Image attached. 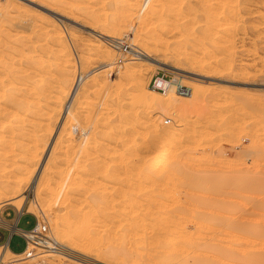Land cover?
Returning a JSON list of instances; mask_svg holds the SVG:
<instances>
[{"label": "rangeland", "instance_id": "obj_1", "mask_svg": "<svg viewBox=\"0 0 264 264\" xmlns=\"http://www.w3.org/2000/svg\"><path fill=\"white\" fill-rule=\"evenodd\" d=\"M121 1L123 0H120V2ZM177 1L172 0V3H166V8L169 7V5L171 8L173 7V15L171 8L169 9V12L165 10L166 8L164 4V10L163 8L160 9L158 15H155V18L157 17L156 20L153 18V25L150 26L146 22H136L137 19H139L137 17V14H139L137 10L139 11L140 7L137 10L135 8V11H131V9L124 7L126 5L125 3L123 5L122 2L119 3V1L114 0H0V43L3 44V48L0 46V51L2 52V50H5L6 48L15 51L19 50L20 55L16 52L14 53L15 55L11 54L12 57L10 55L8 58L12 60L10 63H12L15 67L20 64L22 69L30 67L29 65H31V67H35L33 68L35 70L36 67L38 68V63L40 66H46V61L48 62L47 67H39V69L35 70L36 77L33 81H36V86L40 88L44 87L46 81H51L52 83V78H54L53 83H50L51 86L48 84L49 82H46L48 85L45 84L44 87V89L48 87H53V89H50L51 91L48 89V92L50 91L51 94H48L49 99L47 101V105L45 106L39 104L40 107L37 105L36 108L37 110L39 109V112L45 107L42 113H45L46 115L53 109L55 113L53 121L51 120L53 124L51 129L53 132H51L52 134H50L49 137H47L48 131L43 132V130H46V127L43 125H46L45 123L47 122V117L41 116V118H38L37 111L36 117L35 114L32 115L33 117H30L29 120L33 122L35 127L38 123L39 126L41 124L40 130L41 133L43 132L45 137L44 140L47 142L45 141V148L44 146L39 148L40 152L35 159V163L33 164L30 173L24 175V172L19 173V170L22 163H24L26 159H18L17 161L16 157L19 158L24 149L25 151L26 149L29 150V145L26 146L27 141H22L23 144L21 143V147L19 146L20 143L18 144L17 142V146L15 147V141L10 138V131L14 128V125L17 129V121L13 122L16 119H12V116L14 117V115H12L14 114V110H12L13 107L10 108V103L8 101H2L5 105H2V102L0 101L1 108H3V110H0V132H2L0 133V137H3L2 140H6L0 141V143L4 142V144H0V161L3 162V164L0 162V264H220L221 262V264H264V250H260L262 247L259 245L261 242H264V186H262L264 185V0ZM116 2H118L120 6ZM121 4L123 6H121ZM51 5H57V9L55 7L54 9ZM66 8L68 12L66 11ZM161 10L165 13L168 12L172 17H168V13V16L167 14H162L163 12H161ZM139 12H142L141 8ZM135 13L137 15L136 20ZM161 14L164 15V17L161 16ZM165 17L167 22L165 21ZM174 17L176 18V21ZM178 21L181 22V24L176 26ZM163 22L167 24V28ZM155 23L157 24L156 27H159H157V30L154 28ZM158 23L160 24L158 25ZM169 23L170 25L168 26ZM106 27L107 29L109 27L114 29L115 32H113L116 34H107ZM174 27L177 30H175ZM207 29L208 31H206ZM56 32L60 34L62 33V42H57L58 40L56 41L55 37L57 38L58 36H56ZM52 39L54 40L52 41ZM55 41L58 44H56ZM123 43L128 44L125 51L123 50ZM62 46H64V48L67 47L66 49L69 57L66 56V59L64 54L65 51H63ZM27 50L31 53H27ZM23 53L26 56L28 55L27 57L29 59L33 54V58H31L34 63L36 62L35 65L32 61L29 62V59L27 64H25L23 59L26 60L27 57ZM44 53H46L47 56H44ZM48 53L50 55H48ZM21 54L25 57L23 56V58ZM40 55L41 57L38 58ZM52 55L55 56L54 59L52 58ZM46 57L48 60L44 61ZM84 57L85 59L90 60L89 63L84 62ZM142 58L151 59L153 62L144 61ZM38 59L41 62H39ZM1 60L5 63L8 61H6L5 58L1 59L0 56V62L2 63ZM36 60H38V63ZM69 61V64H72L71 82L66 85L69 89H67V91L62 95H59V87L61 88L67 82L64 83L63 79L57 76L58 72H55L56 66L54 68L52 63H54V65L64 67ZM15 62H18V64ZM1 63L0 66H2ZM22 63L25 64L24 68ZM4 65L2 67H4ZM47 68L49 71L50 69L52 70L51 73L48 70H45L49 77H51L50 80H45L46 77L48 78L45 72L44 74L42 73V75L38 73L40 69L42 72V69L44 70ZM1 69L3 70L4 68H0V70ZM114 69L118 70V74L117 71L115 74ZM161 69L170 72V76L175 75L172 80L173 83H180L182 86L190 90V95L188 94L181 97L178 95L181 99L177 98L179 102L176 101L177 103L174 107H171L172 109L168 108L170 107L168 103L165 100L163 101V97L159 96L163 94L152 90L153 92L159 94V101H161L162 104V107H160L162 109L159 108V110L145 106L146 100L143 96L141 98V95L137 92V85L140 83L144 84L146 89H150L149 81L151 77L161 71ZM1 71L0 74L2 76H0V78L4 77V70L2 73ZM56 71L58 70L56 69ZM105 71V78L107 77L106 80L108 81L104 82L105 84L100 86V88L103 87V90L99 89L98 82L99 84L101 83V78L104 76L103 72ZM128 72L131 74L133 72V75L135 74L138 77V80L136 79L137 77L134 78L135 76H131V74L130 78H128L129 76H126ZM116 77L120 79L119 80L117 78V82L114 81ZM3 79L6 81H3V83L8 85L7 78L4 77ZM3 79L1 78V80ZM39 82L42 85H39ZM82 91L83 106L79 105L77 109L81 108V110L75 109L74 112L76 113L75 118L83 117L85 120H82L83 124L82 122L81 124L76 123L73 120L69 121V123H67L68 126H66L68 132L75 137L72 133V127L77 124V128L80 130L83 129V132L80 131L79 135L84 134V132L86 133L85 135H80V138L82 137L83 140H87V142L86 140L83 142V146L87 145L86 147L88 148L85 149L86 147H83V151L85 152H89V149L92 151V149L94 150L99 146L104 149L106 147L105 150L109 148L106 151L109 153L112 151L111 149L116 148L115 150L121 151L123 148L128 150L129 154L126 151V155L123 158L124 160L122 159L114 162L111 157L112 154L110 153L108 156L105 152L107 157L105 158L106 162L103 164V167L107 168H105L106 170L104 168L103 169L107 171L115 165H113V163H118L114 171L115 175L114 173H112V175H107L108 179L107 176L105 177V171L103 169H99L97 172H93V174L91 173V175L85 177L90 182L85 179L86 186L83 184L84 193L82 192V196L80 193L70 192L68 194L69 196H65L66 199H64V195L68 191L65 194H62L61 186L64 182L63 178H65L70 160L73 159L74 153L71 152V154L69 153L64 157L61 155V158H67L66 161L69 164L66 165L64 163L65 167H61L63 163L58 164L60 167H56V169L54 168V171L48 170L49 173L46 171L48 175L45 173L44 176H41L43 174L40 170L39 172L37 170L40 164L44 166V163H46V160L48 159L47 155L49 154L50 156L52 150L54 151L50 158L51 162H53V160L56 162L60 160L57 151L52 149L54 142L56 143V141L63 139L60 149L67 152L71 149L70 146L72 147L73 144L77 146V143L82 141L79 139L76 143L75 140L73 141V144L70 145L71 140L67 139L66 136H63V128L62 126L60 127L59 123V121L63 122L67 112H70L73 109L74 97L76 98ZM102 91L105 96L102 94ZM18 92L19 91L16 92V95H11V99H16V96L19 94ZM130 93H132V97H135V100L129 96ZM118 97L119 103L115 101ZM130 98H132V100ZM151 103L152 102H149L148 104ZM184 103L189 104L190 108H187V105H182ZM120 107H123V112L121 110L119 111V109H121ZM97 108L102 113L100 117L98 115L100 114L99 111H95ZM49 109H51V111ZM173 110L176 111L173 112ZM158 111L160 114H158ZM10 113L11 117L9 115ZM81 113H83V115ZM95 114L99 117L98 119H94L95 117L93 116ZM124 114L129 116L128 119L135 122V125L133 124L134 130L132 128L133 132H131V136H133H127V138L124 139L125 145L123 146L120 141L117 140V136L121 133L123 134V132L120 130L117 132V130L118 126L121 130L125 129L120 127L121 121L123 123L124 120L122 117ZM91 117H93V119H91ZM184 117L186 122L184 121ZM6 118H8L7 121ZM36 119L42 122H34ZM107 119L111 122L110 128L104 126ZM165 119H169L170 123L165 124ZM90 120L93 123H89L88 125V122H91ZM5 121L8 122V126L11 129H9L7 123L5 128L2 127V125L4 126ZM9 122L10 124L14 123L13 127L12 125H9ZM70 122H73V125ZM118 123L120 125H118ZM115 126H117V130L114 129L116 128ZM3 128H7L9 132L7 131V133L3 130ZM15 128L13 130H16ZM41 128L44 129L42 130ZM154 130L157 131V135L158 133L161 135L158 137L156 135V131L154 132ZM3 131L5 132L3 133ZM41 133L39 134L43 136ZM154 133L155 136H157V140L155 139L156 141L153 140L154 142L148 143V140L152 139L151 134L152 137H154ZM3 134H6L9 137V140L7 139V136L5 138V135ZM61 136L62 138L60 139ZM164 137H167L168 142L166 144L173 152V157H171V160H173L171 162V166L173 165V168L171 169H169V161H171L170 156L167 155L160 158L158 157L157 161L155 160L156 155L154 154L157 152L156 150L159 149L158 138L162 139ZM134 138L136 142L134 141ZM141 139L146 142L143 144ZM139 140L140 142H138ZM132 141L134 142L133 145L131 143ZM5 142L8 143L9 146ZM85 142L87 144H85ZM139 143L140 146L142 143L141 148L140 146L137 147ZM4 145L7 150L9 147L12 148V150L9 148V152L11 151L10 155ZM23 145L27 148H22ZM17 147L21 154L16 150ZM119 147L121 148L119 149ZM135 147L137 149L139 148V150ZM13 148L15 149L13 150ZM20 148L21 151L19 150ZM132 149H136L138 151L137 153L135 150L137 155L134 150L132 151ZM5 150L7 152H5ZM14 151L17 154H15L16 156L14 155ZM18 153L20 154L19 156ZM6 155H8V157ZM103 155L104 154H102V158L105 157ZM1 156L3 157V160ZM56 156H58V159H56ZM13 157L16 160L13 159L12 161ZM150 157L154 160L155 164L158 165L153 164L155 165L152 167V174L154 175V178H148L147 181L145 172H140L139 170H142V167L144 170V167H146L148 165L147 163L151 160ZM134 158L135 160L137 159V161H135ZM161 158L163 160H161ZM9 159L11 162H8ZM139 159L141 164L138 163ZM127 160L128 162H126ZM144 160H146V163ZM122 161L125 162L123 163ZM84 162L85 161H83V175L85 173L87 174L90 166H93L92 164L90 165L91 162L89 163L88 161L89 167L85 164V168ZM132 162L137 163L132 165ZM93 163H96V165L93 166L94 168L96 166L97 168L102 167L101 162ZM125 163L128 165V168ZM129 165H132L133 167L130 168ZM120 167L121 169L123 168L124 171H121ZM59 168L61 169L60 171H64L60 172ZM126 168L127 170L131 169L133 173L131 170L127 171ZM154 170L155 173L158 171L156 174H159L160 177L164 173L163 182L165 178L166 180L168 179V176L170 177L168 180L172 181H167L165 182L166 184L161 182L159 185L162 178L160 180L157 178L155 179ZM56 171H59L60 173H57L56 175ZM126 171L128 173H126ZM138 171L139 173H137ZM122 172L123 175H121ZM129 172L131 173L129 174ZM95 173L98 174L99 177ZM134 173H136V175ZM36 174L37 179L43 177L48 180L46 183L47 186L45 184V186H41V188L38 186V188H36V185L32 186V188L30 187L29 184ZM131 174L133 175L131 176ZM139 175L140 177H138ZM172 175L175 176V178ZM96 177L99 178V181H97L98 179ZM121 177L124 178V180H122ZM20 178L22 181L19 180ZM128 178L131 179L129 180ZM106 179L109 182H107ZM120 179L122 183H120ZM149 180H151V182ZM52 181H54V183ZM258 181L262 182V184ZM147 182L149 185L146 184ZM128 183L130 188H127ZM123 184H125L124 187H122ZM137 184L138 189H135L137 188ZM94 185H96V187ZM132 186H134V189ZM94 192L95 194H93ZM99 192L100 195L102 192L101 197ZM120 192H123V195H121ZM129 192H132V194ZM76 194L81 197L76 198ZM149 194L151 196H149ZM70 195L72 197L74 196L72 198L73 200L70 198ZM127 196H129L130 199ZM104 197L105 199L103 200ZM125 199H128L127 202ZM67 200L69 202H67ZM71 200L73 202H70ZM147 200L148 202L146 203ZM132 201L136 204L135 206L132 204ZM136 201L138 203H136ZM75 202H78V204ZM123 202L124 204L126 203V205H124ZM149 202L150 205L152 204L150 207ZM70 205H72V208L74 209L79 208L81 212L99 210L98 212L102 213L100 218L97 217L99 220H96V217L94 216H89L87 220L89 221L91 217V221L93 220V222L89 221L90 223L85 225L87 227H82L83 224L81 225L80 222L75 219L77 218L73 215L75 210L69 207ZM146 205H148V207ZM99 206L102 209H100ZM145 209H147L148 212L145 211ZM105 210H108L107 213ZM151 210L153 212V216L151 215ZM132 211H134V213H132ZM62 214L65 216L67 215L66 217H68L67 219L70 221L65 231L67 232L68 227L70 228L72 225V232L73 230H76L77 233L75 234L71 232V234L70 230L69 233L65 232L66 234L64 235L67 236V241L65 240L66 237H63V235L60 237L59 229L55 228L59 218L63 217ZM103 214L106 217H104ZM115 214L117 216H115ZM125 214L126 216L129 214L127 216V219L129 218V220H126ZM130 216H132V219ZM147 217H150L151 219H148ZM141 218H145L144 221ZM211 218H213V221L215 222L216 226L213 225L214 227L212 225H207L208 222L210 223L212 221ZM214 218L216 219L214 220ZM36 219L38 225H45L47 228L45 235L37 239L33 238L32 234L29 233L34 229ZM85 220L86 219H84V223ZM94 221L98 222L95 223ZM222 221L223 225L221 224ZM146 222H148V224H146ZM74 223H77V225H74ZM136 223L138 225L137 228L140 230H138L136 226L133 227ZM195 223L196 225H194ZM202 223L206 226L202 227V225H200ZM151 224L153 225V228H151ZM140 225H143L144 229H141ZM219 225L224 226V228L225 225H227V229L222 231L221 228H219L221 227ZM73 226H77L79 229L77 227V229H74L75 227ZM162 226H167L169 228V237H167V234L162 231ZM159 227L161 228V232ZM173 229L178 236L175 235ZM180 229L184 230L189 238L182 239V237L177 233L178 231L180 233ZM210 229L213 232L215 230V234H213L212 231H210L211 233L208 232ZM201 230H203V232L206 230L207 233L206 231L205 233H199ZM258 231L259 233H257ZM232 232L233 236L231 235ZM216 233L221 234L217 236L219 240L216 238ZM73 234L76 235V238ZM226 234L232 238L227 237ZM192 236H195L197 241H195L196 239ZM210 236L211 239H214L211 240ZM212 236L215 237L212 238ZM10 237H13L10 245L11 250H9L6 245ZM24 237L28 241V248L25 250ZM200 237L203 238V240L206 239L205 242H207L208 245L202 241ZM222 237L225 238V240ZM171 239L173 242L171 241L170 243L169 240ZM188 239L190 243L194 242L195 246L193 245L192 247V244L189 245L187 243ZM199 239L204 243L199 242ZM81 240L84 242V248ZM209 240L211 241L209 242ZM56 241L57 243H55ZM168 241L169 245L167 246ZM212 241L213 245L214 242L216 244L214 248L210 246ZM94 242L95 246L93 247L91 245H93ZM176 242H180L181 244L184 243V245L187 243L185 245L186 248L184 245L182 247L180 243L179 246L176 247ZM205 244L210 246V248L206 247ZM89 247H93L95 250L92 248L91 249L94 251L87 250ZM187 247H196L197 250L192 248L188 249ZM211 248L216 251L220 248L221 251L218 249V252L213 250V253L212 251L210 253ZM223 249L229 252L228 256V253ZM199 250H201V252ZM205 250H208L209 253H205ZM230 252H235L233 253L234 257H230ZM249 252H252V254ZM224 253H226V255H223ZM248 253L250 256H248ZM219 254L228 258H221L219 257ZM257 256L260 257L258 258L259 260L256 259ZM256 261L258 263H256Z\"/></svg>", "mask_w": 264, "mask_h": 264}, {"label": "bare ground", "instance_id": "obj_2", "mask_svg": "<svg viewBox=\"0 0 264 264\" xmlns=\"http://www.w3.org/2000/svg\"><path fill=\"white\" fill-rule=\"evenodd\" d=\"M48 1V0H47ZM114 1H119V3H121L122 2V4L124 5V3L127 5H125L124 7H127V9L129 8V9H131V11L132 10H134L135 8H136V10L140 7L141 9H142V12H139L140 11V8H139V11L137 10V12L139 13V14H137L136 15V13H135V20H136V18L138 17L139 19H137V21L136 22H146V23H148L150 26L151 25H153V21H154V19L153 18H155V15L157 16L158 15V12L160 11V9L161 8H163V6H164V4H165V8H166V3H170L172 0H123V1H121L120 2V0H114ZM177 1V0H176ZM111 2V1H110ZM175 2V1H174ZM178 2V1H177ZM176 2V3H177ZM116 3H118V2H116ZM119 3H118V5H119ZM172 3V2H171ZM121 4V6H123ZM168 5V4H167ZM51 6H53V8L55 7L56 9H57V5L55 6V5H51ZM120 6V5H119ZM173 6V5H172ZM174 6H175V4H174ZM204 6V5H203ZM71 7V6H70ZM176 7V6H175ZM54 8V9H55ZM73 8H74V6H73ZM120 8V7H119ZM171 8V6L169 5V7H167L165 10L166 11H168L169 12V9ZM173 8V7H172ZM172 8H171V12H172ZM60 9H62V8H60ZM179 9V8H178ZM64 10V9H63ZM62 10V11H63ZM163 10H164V8H163ZM177 10V9H176ZM201 10V9H200ZM61 11V10H60ZM66 11H67V8H66ZM74 11V10H73ZM135 11V10H134ZM184 11V10H183ZM65 12V11H64ZM68 12V11H67ZM67 12H66V14H67ZM70 12H72V11H70ZM69 12V13H70ZM161 12H163L162 14H167L168 12H164V11H162L161 10ZM160 12V13H161ZM204 12V11H203ZM128 13H130V12H128ZM131 13H133V12H131ZM176 13V12H175ZM161 14V16H163L164 17V15H162ZM169 14V13H168ZM168 14H167V16H168ZM178 14H180V13H178ZM71 15V14H70ZM134 15V14H133ZM160 15V14H159ZM172 15H173V12H172ZM89 16V15H88ZM131 16V15H130ZM137 16V17H136ZM154 16V17H153ZM160 16V17H161ZM175 16V15H174ZM177 16V15H176ZM198 16V15H197ZM159 17V18H160ZM168 17H172L170 14H169V16ZM168 17H167V19H168ZM43 18V17H42ZM93 18V17H92ZM157 18V17H156ZM156 18H155V20H156ZM159 18H158V20H159ZM175 18V17H174ZM227 18V17H226ZM94 19V18H93ZM172 19V18H171ZM169 20V19H168ZM202 20V19H201ZM165 21H166V17H165ZM174 21V20H173ZM175 21H176V18H175ZM180 21V20H179ZM178 21V23L176 24V26H179L180 24H181V22H179ZM167 22V21H166ZM170 23H171V21H170ZM170 23L168 24V26L170 25ZM173 23V22H172ZM160 23H158V25H159ZM163 24L164 25H166V28H167V24L166 23H164L163 22ZM156 23H155V26H154V28L157 30V27H156ZM184 25V24H183ZM203 25V24H202ZM105 26H107V25H105ZM163 27V26H162ZM183 27H186V26H183ZM207 27V26H206ZM153 28V27H152ZM159 28V27H158ZM172 28V27H171ZM175 28V27H174ZM164 29V28H163ZM170 29V28H169ZM179 29H180V27H179ZM181 29H182V25H181ZM210 29H212V28H210ZM209 29V30H210ZM23 30V29H22ZM36 30V29H35ZM58 30V29H57ZM56 30V31H57ZM159 30V29H158ZM175 30H177L176 28H175ZM42 31V30H41ZM54 31V30H53ZM114 31V29H111L110 27L107 29V27H106V32H107V34H109V35H115L116 33H114L113 32ZM165 31V30H164ZM163 31V32H164ZM166 31H167V29H166ZM206 31H208V29L206 30ZM61 32V31H60ZM162 32V31H161ZM181 32V31H180ZM57 33V32H56ZM164 33H166V32H164ZM184 34H185V31H184ZM209 34V33H208ZM208 34H207V36H208ZM53 35V34H52ZM58 35V36H57ZM201 35V34H200ZM56 36H57V38L55 37V39H56V41L57 42H62V40L63 39H61L62 38V33L60 34V33H57L56 34ZM210 36V35H209ZM5 37V36H4ZM49 37V36H48ZM54 39H52V41H53ZM52 41H51V44H52ZM55 41V42H56ZM54 42V43H55ZM56 42V44H58ZM1 45L0 46H2L3 44L2 43H0ZM38 45V44H37ZM8 46V45H7ZM47 47V46H46ZM63 48V51H65L64 52V54H65V59L67 58L66 56H68L69 57V55H68V52H67V47L66 48H64V46H62ZM2 48H3V46H2ZM2 48H1V50H2ZM51 48V47H50ZM35 49V48H34ZM48 49V48H47ZM30 50V49H29ZM29 50H27V53H31V52H28ZM40 50V49H39ZM100 50V49H99ZM5 51V52H4ZM46 51V50H45ZM50 51V50H49ZM61 51V50H60ZM16 52H18V55H20L19 54V50H12V49H3L2 50V52L0 51V56H1V59L3 58H5L6 59V61H7V63H5V62H3L2 60V66L4 65V67H2V66H0V68H4L3 70H4V74H3V76L5 77V78H7V80H8V85H9V87H8V85L6 84V83H3V81H4V77H1L3 80H1V78H0V101L2 102H6V101H8L9 103H10V108L11 107H13V109L12 110H14V114H12V115H14V117L12 116V119H16L15 121H13V122H16L17 121V129L15 128V125H14V123H12V124H10V122H9V125H12V127H13V125H14V128L16 129V130H13L14 128H12V132L10 131V138L12 139V140H14L15 141V147L17 146L16 145V142L19 144V146L21 147L22 146V141H27V145L26 146H28L29 145V150L28 149H26V151H25V149H24V151L22 152V154L18 151V147H17V151L21 154V158L19 157H16L17 158V161H18V159H26L25 160V162L24 163H22V166H21V168H20V170H19V173H23L24 175L26 174H28V173H30V171H31V169H32V167H33V164L35 163V159L37 158V155H38V153L40 152L39 151V148H41V147H43L45 144H46V140H44V134H43V132H47L48 131V136H47V134H46V136L47 137H49L50 136V134H52L51 132H53L52 131V129H51V127H52V122H51V120L53 121V119H54V115H55V113H54V109L51 111V109H49L51 112H49L47 115L44 113H42L43 112V110L45 109V107H44V109H42V111L40 112V114H39V112H38V110H37V105H39V104H41V105H47V101H48V94L50 93V89H53V87L52 88H50V87H48V88H46V89H44V87H45V84H46V82H45V84H44V87H38V86H36L37 85V83H35L34 81H33V79L36 77L35 75V73H36V69H39V67H41V68H43V67H47L48 66V62L46 61V60H48L47 59V57H46V59L44 60V61H46V66H40L39 65V63H38V60H36L37 61V65H38V68L36 67V69L34 70L33 68H35V67H31V65H29L30 67H27V68H24V65L25 64H27V62H28V55L26 56L24 53V55L27 57V61L26 60H24L23 59V62H25V64L24 63H22V65H23V68L24 69H22L21 68V65L20 64H18V62H15V63H17L18 65H16V67L12 64V63H10L12 60L10 59V58H8L11 54H14V53H16ZM21 52V51H20ZM25 52H26V50H25ZM42 52V51H41ZM44 52V51H43ZM100 52V51H99ZM58 53V52H57ZM60 53V52H59ZM85 53V52H84ZM53 54V53H52ZM60 54H62V53H60ZM3 55H6V56H3ZM15 55V54H14ZM22 55V54H21ZM24 55H22V57L24 56ZM33 55V54H32ZM31 55V57L33 58V56ZM34 55H36V54H34ZM46 55V53H44V56ZM48 55H50L49 53H48ZM54 55H55V53H54ZM24 56V57H25ZM47 56V55H46ZM7 57V58H6ZM11 57H12V55H11ZM17 57V56H16ZM20 57V56H19ZM23 57V58H24ZM30 57V59H29V62L30 61H32V58ZM41 57V55L40 56H38V58H40ZM64 57V56H63ZM42 58H43V56H42ZM52 58L54 59L55 58V56H53L52 55ZM19 59H21V58H19ZM36 59V58H35ZM64 59V60H65ZM69 59V58H68ZM84 59H85V57H84ZM144 61H147V62H153L151 59H147V58H142ZM15 60V59H14ZM82 60H83V55H82ZM50 61V60H49ZM67 61V60H66ZM89 59H85L84 60V62L85 63H89ZM14 62V61H13ZM33 63H34V61H32ZM39 62H41L40 60H39ZM52 62H53V60H52ZM61 62H62V60H61ZM19 63H20V61H19ZM36 63V62H35ZM35 63H34V65H35ZM42 63H43V61H42ZM56 63V62H55ZM70 63V61L69 62H67L66 63V66H64V67H61L60 65H54V63H52L53 65V67L55 68V66H56V69L58 70V71H56V69H55V72H58L57 74V76H59V78H61V79H63V82L65 83V82H67L65 85H64V83H62V81H61V83L64 85V86H62L61 88L59 87V92H58V94L59 95H62L64 92H66L67 91V89H69V88H67L66 87V85L67 84H69V82H71L70 81V79H71V77H72V67H71V65L69 64ZM31 64V63H30ZM41 64V63H40ZM90 64H91V62H90ZM33 65V64H32ZM43 65H44V63H43ZM50 65V64H49ZM65 65V64H64ZM18 66V67H17ZM8 67V68H7ZM53 67H52V69H53ZM74 68V67H73ZM34 71H33V70ZM2 70V69H1ZM0 70V71H1ZM2 70V71H3ZM48 70V68L47 69H42V72H41V69H40V71L38 72V73H40V75H42V73L44 74V72H45V74L48 76V78L46 77L45 78V80L46 79H48V80H50L51 79V77H49V75L47 74V72L46 71ZM54 70V69H53ZM115 70V69H114ZM2 71H1V73H2ZM49 71V70H48ZM51 69H50V73H51ZM116 71H117V74H118V70L116 69L114 72H115V74H116ZM48 72V73H49ZM177 72H179V71H177ZM37 73V74H38ZM105 74H106V71L105 72H103V75L104 76H102V78H101V83L99 84V82H98V86H99V89H103V87H101L100 88V86H102L103 84H105L104 82H106V81H108V80H106V78H105ZM109 74V73H108ZM129 74V75H128ZM128 74L126 75V76H129L128 78H130V74L131 73H129L128 72ZM52 75V74H51ZM56 75V74H55ZM0 76H2L1 74H0ZM131 76H135L134 78H136L137 76L134 74L133 75V72H132V74H131ZM52 77H53V75H52ZM115 77V76H114ZM122 77V76H121ZM41 78V77H40ZM44 78V77H43ZM42 78V79H43ZM75 78V77H74ZM117 78L118 77H116V79H114V81H116L117 82ZM127 78V77H126ZM133 78V79H134ZM37 79V78H36ZM39 79V78H38ZM41 79V80H42ZM56 79H57V77H56ZM119 79V78H118ZM133 79H131V80H133ZM137 80H138V77L136 78ZM44 80V79H43ZM53 80H54V78H52V83H53ZM93 80V79H92ZM120 80V79H119ZM135 80V79H134ZM137 80H136V83H137ZM98 81V80H97ZM96 81V82H97ZM113 81V82H114ZM4 82H6V81H4ZM49 82V83H48ZM47 83L51 86V81H48ZM122 82V81H121ZM120 82V83H121ZM40 83V82H39ZM38 83V84H39ZM43 83H44V81H43ZM51 83V84H50ZM94 83V82H93ZM139 83V82H138ZM7 86H6V85ZM48 84H46V85H48ZM134 84H135V82H134ZM39 85H42L41 83L39 84ZM121 85V84H120ZM174 85H175V83H173L172 82V85H171V87L169 88V90L168 91H166V93L165 94H163V95H159V94H157L156 92H153L152 90H150V89H146V86L144 85V84H142V83H140L139 85H137V92L141 95V98H142V96H143V98L146 100V103H145V106H147V107H150V108H156V109H159L160 107H162V104H161V101H159V96H161V97H163V101L165 100L167 103H168V105L170 106V107H168V108H170V109H172L171 107H174L175 106V104L177 103V102H179L178 100H177V98L178 99H181V98H179V96H178V93H176L175 92V90H174ZM61 86V85H60ZM98 86H97V88H98ZM105 86V85H104ZM115 86V85H114ZM9 88V90H8V88ZM6 88H7V90H6ZM42 88H43V90H42ZM105 88V87H104ZM48 89L50 90L49 92H48ZM97 90V89H96ZM104 90V89H103ZM17 91H19L18 93V96H16V99H11V95H16V92ZM48 92V93H47ZM126 92V91H125ZM45 93H47V94H45ZM69 93V92H68ZM51 94V93H50ZM82 94H83V91L81 92V94L80 95H78L76 98L74 97V105H73V109L70 111V112H67V115H65V118H64V120H63V122H60L59 121V123H60V127L62 126V128H63V136H66L67 137V139H69V140H71V143H70V145L71 144H73V141H75L76 140V143H77V141L79 140V139H81L82 141H80V143L78 142L77 144V146H75L74 144L72 145V147L70 146V150L69 151H67V152H64V151H62L60 148H61V145H62V142H63V139L62 140H60V141H56V143L54 142V145H53V148L52 149H55L56 151H57V154H58V156H59V158H60V160L58 161V162H56V161H54L53 159V162H51V160H50V158H51V155H52V153H53V151L54 150H52V152L50 153V156H49V154L47 155L48 156V159L46 160V163H44V166L42 165V164H40V166H39V168H38V172H39V170H40V172L43 174V175H41V176H44V174L46 173V175H48L47 174V172H48V170H53L54 168L56 169V167H60V165H58V164H61V163H63V165H61V167L62 166H64V163L66 164V165H68L69 163L66 161L67 160V158L65 159V158H61L62 156L64 157V156H67V154H71V152L72 153H74L73 154V159L72 160H70V164H69V166H68V170H67V173L65 174V178H63V176H62V178L64 179V182L62 183V186H61V191H62V194L64 193H66L67 191V193L64 195V199H66V197L65 196H69L68 194L70 193V192H75V193H80L81 194V196H82V192H83V184L85 185V182L88 180V179H86L85 177L86 176H89V175H91V173L93 174V172H97L99 169H103L104 167H103V164L106 162V160H105V158L107 157V155H105V152L109 149H107V150H105L106 149V147H105V149L103 148V147H96L94 150L92 149V151H91V149H89V152L87 151V152H85V151H83V147L85 146H83V142L86 140H83V138L81 137L80 138V135L82 136V135H85L86 133L84 132V134H80L79 135V133H80V131H82L83 132V129H79V128H77L78 126H77V124L74 126V127H72V133L75 135V137L74 136H72L69 132H68V130L66 129V126H68V124L67 123H69V121H74V122H76V123H79V124H81V122H82V120L84 119L85 120V118H83V117H79V118H75L76 116H75V109H77V107H79V105H82V100H83V98H82ZM102 94L105 96V94L103 93V91H102ZM132 93H130L129 94V96L130 97H132V95H131ZM161 94V93H160ZM65 95V94H64ZM86 95V94H85ZM88 95V94H87ZM159 95V96H158ZM190 95V94H189ZM108 96V95H107ZM102 97V96H101ZM109 97V96H108ZM137 97V96H136ZM181 97V96H180ZM58 98V97H57ZM133 99L135 98L134 96L132 97ZM132 98H130L131 100H132ZM59 99V98H58ZM119 97L115 100L116 102H118L119 103ZM129 99V100H130ZM135 100V99H134ZM139 100V99H138ZM193 100V99H192ZM59 101V100H58ZM92 101V100H91ZM144 101V100H143ZM152 102L151 104H148L149 102ZM177 101V102H176ZM2 102V105H5L4 103ZM59 103V102H58ZM139 103V102H138ZM11 104H12V106H11ZM125 104V103H124ZM127 104V103H126ZM143 104V103H142ZM151 105V106H150ZM178 105V104H177ZM176 105V106H177ZM181 105V104H180ZM182 105H184V106H186L187 105V108L189 107V104H187V103H184V104H182ZM57 106V105H56ZM83 106V105H82ZM87 106V105H86ZM39 107H40V105H39ZM59 107H60V105H59ZM99 107V106H98ZM48 108V107H47ZM121 109H119V111L121 110L122 111V109H123V107H120ZM167 108V107H166ZM177 108V107H176ZM190 108V107H189ZM3 110V108H1V103H0V110ZM5 109V108H4ZM100 109V108H99ZM130 109V108H129ZM160 109H162V108H160ZM159 109V110H160ZM179 109V108H178ZM69 110V109H68ZM77 110H81V108L79 109H77ZM83 110V109H82ZM95 110V109H94ZM148 110V109H147ZM165 110V109H164ZM204 110H206V109H204ZM38 112V118H41V116L42 117H47V122L45 123L46 125H43V123H42V125L44 126V127H46V130L44 131L43 129L44 128H41L42 130H43V132L41 133V130H40V127H41V124H40V126H39V123L36 125V123H35V125H36V127L34 126V124H33V122H31L29 119H30V117H33L32 115L33 114H35V117H36V113ZM95 111H99L98 110V108L95 110ZM109 111H110V109H109ZM167 111V110H166ZM172 111V110H171ZM174 111H176V110H173V112ZM123 112V111H122ZM151 112H153V111H151ZM150 112V113H151ZM168 112V111H167ZM89 113V112H88ZM94 113V112H93ZM99 113L100 114H98L99 115V117L102 115V113L99 111ZM165 113V112H164ZM197 113V112H196ZM79 114V113H78ZM82 115H83V113H81ZM131 114V113H130ZM154 114V113H153ZM156 114V113H155ZM158 114H160L159 113V111H158ZM10 115V117H11V113L9 114ZM59 115V114H58ZM57 115V116H58ZM89 115V114H88ZM112 115V114H111ZM167 115V114H166ZM183 115V114H182ZM10 117H9V119H10ZM78 117V116H77ZM93 117H95L94 119H98L99 117L98 116H96V114L93 116ZM93 117H91V119H93ZM123 123H122V121H121V125L118 123V125H120V127H122V128H125V129H122L121 130V128L119 129V126H118V130H117V126H115L116 128H114V129H116L117 130V132H119V130L120 131H122L123 132V134L121 133L120 135H118L117 136V140H119L120 141V143H121V145H125V141H124V139L125 138H127V136H131V132H133L132 131V128L134 127V123L135 122H132V120H130V119H128V117L129 116H127L126 114H124L123 116ZM154 117V116H153ZM37 118V119H38ZM104 118V117H103ZM148 118V117H147ZM180 118V117H179ZM7 119L8 118H6V121H7ZM34 120V122H36V121H39V120ZM79 119H80V122H79ZM133 119V118H132ZM1 120V119H0ZM11 120V119H10ZM33 120V119H32ZM78 120V121H77ZM83 120V121H84ZM109 119H107V121H105V123L104 122H102V123H104V126L105 127H108V128H110V125H111V122L110 121H108ZM174 120V119H173ZM177 120V119H176ZM5 121V124H4V126L2 125V127H4L5 128V125H6V123H7V126H8V122H6ZM9 121V120H8ZM88 121V120H87ZM91 121V120H90ZM181 121H182V119H181ZM184 121L186 122V120H185V117H184ZM39 122H42V121H39ZM57 122V121H56ZM183 122V121H182ZM31 123V124H30ZM59 123H58V125H59ZM71 123V122H70ZM73 123V122H72ZM71 123V124H72ZM89 123H93L92 121L91 122H88V125H89ZM99 123V122H98ZM16 124V123H15ZM18 124H19V126H18ZM82 124H83V122H82ZM134 124V125H133ZM155 124H156V122H155ZM188 124V123H187ZM31 125H33V126H31ZM55 125V124H54ZM73 125V124H72ZM99 125V124H98ZM100 125H101V123H100ZM42 126V127H43ZM71 126V125H70ZM83 126V125H82ZM155 126V125H154ZM182 126V125H181ZM184 126V125H183ZM9 127V126H8ZM7 127V128H8ZM32 127V128H31ZM144 127V126H143ZM186 127V126H185ZM3 128V130H5L6 132L8 131L7 130V128L6 129H4ZM82 128V127H81ZM135 128H137V127H135ZM146 128H147V126H146ZM156 128V127H155ZM9 129H11L10 127H9ZM106 129V128H105ZM2 130V129H1ZM38 130H39V132H38ZM85 130V129H84ZM99 130V129H98ZM133 130H134V128H133ZM136 130V129H135ZM157 130V129H156ZM156 130H154V132L156 131ZM184 130V129H183ZM193 130V129H192ZM5 131H3V133L5 132ZM110 131V130H109ZM137 131V130H136ZM135 131V132H136ZM189 131V130H188ZM9 132V131H8ZM7 132V133H8ZM59 132V131H58ZM192 132V131H191ZM0 133H2V132H0ZM39 133H41V134H43V136L42 135H40ZM129 133V134H128ZM135 134V133H134ZM137 134H138V132H137ZM140 134V133H139ZM2 135V134H1ZM3 135H5V138H6V134H3ZM156 135H157V131H156ZM161 135V134H160ZM159 135V133H158V137L160 136ZM54 136V135H53ZM110 136V135H109ZM119 136H120V138L122 139V141H121V139L119 138ZM133 136V135H132ZM131 136V137H132ZM153 136L154 137H152V134H151V140L149 139H147L148 140V143L149 142H154L153 140H157V136H155V133L153 134ZM199 136V135H198ZM46 137V138H47ZM156 137V138H155ZM183 137H184V135H183ZM186 137V136H185ZM1 138V140L0 141H6V140H2V138L3 137H0ZM53 138V137H52ZM62 138V136L60 137V139ZM119 138V139H118ZM136 138V137H135ZM135 138H134V141H135ZM168 138H169V136H168ZM192 138V137H191ZM200 138V137H199ZM7 139L9 140V137L7 136ZM10 139V140H11ZM138 139H139V137H138ZM143 139V138H142ZM141 139V140H142ZM159 139V146H158V150H156L157 152L154 154V155H156L155 157V160L157 161V159H158V157L160 158V157H162V156H170V160H171V157H173V152H172V150L171 149H169V147H168V145L166 144L168 141H167V137L165 138H158ZM174 139H175V137H174ZM48 140V139H47ZM155 140V141H156ZM182 140V139H181ZM46 141V142H45ZM143 141V144L146 142L145 140H142ZM10 142V141H9ZM86 142H87V140H86ZM85 142V144H87ZM105 142V141H104ZM130 142V141H129ZM136 142V141H135ZM138 142H140V140L138 141ZM171 142V141H170ZM189 142V141H188ZM6 143V142H5ZM22 143V144H21ZM99 143V142H98ZM132 143V145H133V141L131 142ZM157 143V142H156ZM185 143V142H184ZM0 144H4V142H2V143H0ZM8 146H9V144L8 143H6ZM5 144V145H6ZM12 144H13V141H12ZM48 144V143H47ZM53 144V143H52ZM129 144V143H128ZM137 144V143H136ZM4 145V146H5ZM25 145H23V147L22 148H27ZM120 145V144H119ZM135 145V144H134ZM153 145V144H152ZM3 146V147H4ZM7 146V147H8ZM51 146V145H50ZM87 146V145H86ZM85 146V147H86ZM106 146V145H105ZM129 146V145H128ZM128 146H127V148H128ZM140 146V143H139V145L137 146V147H139ZM173 146V145H172ZM205 146V145H204ZM2 147V146H1ZM12 147V146H11ZM142 147V143H141V146H140V148ZM5 148H6V146H5ZM10 148V147H9ZM9 148H8V150H7V148H6V150L9 152ZM44 148H45V146H44ZM43 148V149H44ZM121 147H119V149H120ZM125 148H126V146H125ZM132 148V147H131ZM133 148H134V146H133ZM136 148V147H135ZM156 148H157V146H156ZM11 150H12V148H10ZM15 148H13V150H14ZM85 149H88L87 147L85 148ZM111 149V148H110ZM116 149V148H115ZM115 149H111L110 151V153L112 154V160L114 161V162H117V161H120V160H122L124 157H125V153H126V151L128 152V150H126V149H123L122 148V150L121 151H118V150H115ZM129 149H130V147H129ZM137 149V148H136ZM135 149V150H136ZM144 149H145V147H144ZM174 149V148H173ZM196 149H197V146H196ZM5 150V152H7ZM20 151H21V148L19 149ZM47 150V149H46ZM131 150V149H130ZM134 149H132V151H133ZM134 150V152H135V154L137 155V153H138V151L137 150H139V148L136 150L137 151V153H136V151ZM3 151V150H2ZM66 151V150H65ZM91 151V152H90ZM131 151V152H132ZM5 152H3V153H5ZM11 152V151H10ZM10 152H9V155H10ZM15 152V151H14ZM13 152V153H14ZM41 152H42V150H41ZM47 152V151H46ZM2 153V152H1ZM18 153V156L20 155ZM107 154H108V156H109V152H106ZM133 153V152H132ZM8 154V153H7ZM16 154V152L14 153V155ZM102 154H104L103 156H105V157H103L102 158ZM128 154H129V152H128ZM128 154H127V157H128ZM5 155V154H4ZM17 155V154H16ZM15 155V156H16ZM45 155V154H44ZM62 155V156H61ZM7 157H8V155H6ZM11 156H12V153H11ZM14 156V157H15ZM58 156H56V159H58ZM61 156V157H60ZM130 156V155H129ZM140 156V155H139ZM149 156V155H148ZM2 157V156H1ZM10 157V156H9ZM12 158V161H13V159H15V158ZM71 157H72V155H71ZM70 157V158H71ZM134 157H135V155H134ZM152 157V156H151ZM151 157H150V159H151ZM177 157V156H176ZM6 158V157H5ZM4 158V159H5ZM69 158V159H70ZM131 158V157H130ZM149 158V157H148ZM153 158V157H152ZM175 158V157H174ZM10 159H11V157H10ZM8 160V162L10 161L11 162V160ZM128 159H129V157H128ZM133 159V158H132ZM167 159V158H166ZM2 160H3V157H2ZM16 160V159H15ZM14 160V161H15ZM109 160V159H108ZM124 160V159H123ZM134 160H135V158H134ZM133 160V161H134ZM148 160V159H147ZM161 160H163L162 158H161ZM160 160V161H161ZM165 160V159H164ZM6 161H7V159H6ZM83 161H87L86 163L84 162V167L86 168V165H88V167H89V163H90V165L92 164L93 166L94 165H96V163L94 164L93 162H98V163H102L101 165H102V167H98L97 168V166L94 168L93 166H90V168H89V170L87 171V174L85 175H83ZM88 161H89V163H88ZM111 161V160H110ZM131 161V160H130ZM135 161H137V159L135 160ZM141 161H142V159H141ZM145 161V163H146V160H144ZM144 161H143V164H144ZM160 161H159V164H160ZM173 160H171V161H169V163H170V167H169V169H171V168H173V165L171 166V162H172ZM174 161H175V159H174ZM1 162V161H0ZM7 162V163H8ZM20 162V161H19ZM39 162V161H38ZM43 162H44V159H43ZM123 163L125 162V161H122ZM122 162H121V164H122ZM126 162H128V160L126 161ZM2 164H3V162H1ZM0 163V164H1ZM6 163V162H5ZM21 163V162H20ZM134 163H137V162H134ZM133 162H132V165L134 164ZM138 163H140V159H139V162ZM157 163V162H156ZM86 164V165H85ZM111 164H112V162H111ZM115 164V165H114ZM118 164V163H117ZM117 164L116 163H113V167H111V168H109V170H107V171H105L106 169L105 168H107V167H105L103 170L105 171L104 173H106V175H105V177L107 176V175H112V173H114V175H115V168H116V166H117ZM126 164V163H125ZM141 164V163H140ZM148 165L146 166V164H145V166L146 167H144V170H143V167H142V170H139L140 172H142V171H144L145 172V175H146V177H147V181H148V178H154V175L152 174V170H153V166H155V165H158V164H155V162H154V160H150L149 161V163H147ZM153 164H155V165H153ZM168 164V163H167ZM175 164V163H174ZM181 164V163H180ZM37 165H38V163H37ZM41 165H42V167H41ZM100 165V166H101ZM107 165V164H106ZM123 165V164H122ZM121 165V166H122ZM127 165V164H126ZM130 166V168H132L133 166ZM137 166H138V164H137ZM136 166V167H137ZM140 166V165H139ZM142 166V165H141ZM174 166H176V165H174ZM65 167V166H64ZM119 167V166H118ZM126 167V166H125ZM127 168H128V165H127ZM127 168H126V170H127ZM141 168V167H140ZM13 169V168H12ZM65 169V168H64ZM120 169H121V167H120ZM125 169V168H124ZM35 170H36V168H35ZM57 170H58V168H57ZM61 169L59 168V171H60ZM87 170V169H86ZM123 170V168L121 169V171ZM129 170V169H128ZM127 170V171H128ZM131 170V169H130ZM129 170V171H130ZM156 170V169H155ZM155 170H154V173H155ZM47 171V172H46ZM54 171V170H53ZM56 171L55 173H56V175H57V173L59 174L60 172H63L64 170H62V171ZM124 171V170H123ZM126 171V173H128ZM135 171V170H134ZM137 171V170H136ZM139 171L137 172V173H139ZM170 171V170H169ZM33 172V171H32ZM31 172V173H32ZM101 172V171H100ZM120 172V171H119ZM131 172H132V170H131ZM131 172H129V174L131 173ZM158 172V171H157ZM156 172V173H157ZM164 172V171H163ZM34 173V172H33ZM49 173V172H48ZM121 173V172H120ZM133 173V172H132ZM155 173V179L157 178L158 180H160L161 178V180H160V183H159V185L161 184V182H163V179H164V173L161 175V177L159 176V174H156ZM96 174V173H95ZM135 175H136V173H134ZM172 174H173V172H172ZM23 175V176H24ZM45 175V176H46ZM50 175V174H49ZM55 175V176H56ZM62 175V174H61ZM96 175H98V174H96ZM101 175V174H100ZM120 175V174H119ZM121 175H123V172H122V174ZM120 175V176H121ZM133 174H131V176H132ZM142 175V174H141ZM171 175V174H170ZM22 176V175H21ZM103 176H104V174H103ZM119 176V177H120ZM127 176V175H126ZM157 176V177H156ZM173 176V175H172ZM204 176V175H203ZM26 177V176H25ZM98 177H99V175H98ZM138 177H140V175L138 176ZM143 177V176H142ZM141 177V178H142ZM166 177V176H165ZM174 178H175V176H173ZM47 178V177H46ZM97 178V177H96ZM107 178H108V176H107ZM115 178H118V177H115ZM133 178V177H132ZM141 178H140V181H141ZM170 177L168 176V179H169ZM174 178H173V181H174ZM256 178V177H255ZM43 177H40V178H38L37 179V174H36V176H34L33 178H32V181H31V183L29 184L30 185V187L32 188V186H35L36 185V188H38V187H40L41 188V186H45V184L48 182V180H46V179H44ZM49 179V178H48ZM61 179V178H60ZM85 179H86V181H85ZM98 180L97 181H99V178H97ZM109 179V178H108ZM114 179V178H113ZM121 179L122 180H124V178H122L121 177ZM121 179H120V181H121ZM125 179H126V177H125ZM129 180L131 179V178H128ZM166 180V178H165V180H164V182L163 183H165V182H167V181H169V180ZM172 179V178H171ZM19 180H21L22 181V179L20 178ZM18 180V181H19ZM51 180H52V178H51ZM50 180V181H51ZM56 180V179H55ZM62 180V179H61ZM107 180V179H106ZM115 180V179H114ZM63 181V180H62ZM89 181V180H88ZM96 181V182H97ZM117 181V180H116ZM136 181V180H135ZM139 181V180H138ZM150 182H151V180H149ZM172 181V180H171ZM171 181H169V182H171ZM16 182H17V179H16ZM53 183H54V181H52ZM57 182V181H56ZM59 182H60V180H59ZM90 182V181H89ZM107 182H109L108 180H107ZM112 182H113V180H112ZM145 182H146V180H145ZM168 182V183H169ZM258 182H260V181H258ZM257 182V183H258ZM61 183V182H60ZM91 183H92V181H91ZM103 183V182H102ZM119 183V182H118ZM120 183H122V181L120 182ZM119 183V184H120ZM125 183V182H124ZM138 183V182H137ZM175 183V182H174ZM261 184H262V182H260ZM259 183V184H260ZM87 184V183H86ZM98 184V183H97ZM117 184V183H116ZM142 184H143V182H142ZM146 184H148V182L146 183ZM166 184V183H165ZM177 184V183H176ZM69 185V186H68ZM100 185V184H99ZM102 185V184H101ZM149 185V184H148ZM156 185V184H155ZM158 185V186H159ZM164 185V184H163ZM254 185V184H253ZM38 186V187H37ZM46 186H47V184H46ZM51 186V185H50ZM58 186V185H57ZM59 186V187H60ZM67 186H68V188H67ZM86 186V185H85ZM89 186V185H88ZM95 187H96V185H94ZM122 186V185H121ZM125 186V184H123V186L122 187H124ZM169 186V185H168ZM255 186V185H254ZM259 186V185H258ZM262 186H264V185H262ZM29 187V188H30ZM102 187V186H101ZM111 187V186H110ZM130 188V185H129V183H128V186H127V188ZM134 186H132V188H133ZM137 188H135V189H138V184H137V186H136ZM162 187V186H161ZM160 187V188H161ZM173 187H174V185H173ZM176 187V186H175ZM260 187H261V185H260ZM34 188V187H33ZM66 188H67V190H66ZM116 188V187H115ZM115 188H114V193H115ZM153 188V187H152ZM35 189V188H34ZM91 189H93V188H91ZM119 189V188H118ZM125 189V188H124ZM134 189V188H133ZM57 190V189H56ZM66 190V191H65ZM104 190V189H103ZM106 190V189H105ZM120 190V189H119ZM65 191V192H64ZM102 191V190H101ZM121 191V190H120ZM128 191V190H127ZM145 191V190H144ZM165 191H166V189H165ZM92 192V191H91ZM132 192H133V190H132ZM132 192H129V193H131L132 194ZM138 192V191H137ZM84 193V192H83ZM113 193V192H112ZM123 193V192H122ZM121 192H120V194L121 195H123ZM125 193H126V190H125ZM140 193V192H139ZM93 194H95V192L93 193ZM96 194H97V192H96ZM119 194V193H118ZM159 194V193H158ZM60 195H61V193H60ZM59 195V196H60ZM77 195V194H76ZM87 195H88V193H87ZM99 195H100V192H99ZM101 195H102V192H101ZM101 195H100V197H101ZM116 195V194H115ZM139 195H141V194H139ZM157 195V194H156ZM3 196V195H2ZM71 196V195H70ZM81 196H75L76 198L77 197H81ZM143 196V195H142ZM147 196H148V194H147ZM149 196H151L150 194H149ZM166 196V195H165ZM10 197H12V196H10ZM74 197V196H73ZM72 196L70 197L71 199L73 198ZM86 197V196H85ZM84 197V198H85ZM96 197H98V196H96ZM95 197V198H96ZM119 197H120V195H119ZM128 198H129V196H127ZM9 198V197H8ZM61 198V197H60ZM75 198V199H76ZM136 198V197H135ZM150 198V197H149ZM148 198V199H149ZM50 199V198H49ZM67 199H69V198H67ZM74 199V200H75ZM102 199V198H101ZM105 199V197L103 198V200ZM108 199V198H107ZM130 199V198H129ZM143 199V198H142ZM141 199V200H142ZM73 200V199H72ZM70 201V202H73V201ZM79 200V199H78ZM118 200V199H117ZM116 200V201H117ZM119 200H121V199H119ZM124 200V199H123ZM122 200V201H123ZM127 200L128 199H125V201L127 202ZM133 200V199H132ZM206 200V199H205ZM93 201V200H92ZM111 201V200H110ZM67 202H69L68 200H67ZM91 202V201H90ZM109 202V201H108ZM144 202H145V199H144ZM148 202V200L146 201V203ZM75 203H77L78 204V202H75ZM106 203V202H105ZM114 203V202H113ZM116 203V202H115ZM136 203H138L137 201H136ZM152 203H153V199H152ZM156 203V202H155ZM70 204V203H69ZM121 204V203H120ZM123 204H124V202H123ZM128 204V203H127ZM132 204H134V202L132 201ZM177 204H178V202H177ZM74 205V204H73ZM94 205V204H93ZM103 205H104V203H103ZM124 205H126V203L124 204ZM136 204H134V206H135ZM152 205V204H151ZM150 205V202H149V207L151 206ZM75 206V205H74ZM83 206H84V204H83ZM98 206V205H97ZM96 206V207H97ZM119 206H121V205H119ZM143 206V205H142ZM147 207H148V205H146ZM154 206V205H153ZM152 206V207H153ZM183 206V205H182ZM69 207H71L72 208V205H70ZM100 207V206H99ZM110 207V206H109ZM116 207V206H115ZM132 207V206H131ZM131 207H130V209H131ZM140 207V206H139ZM145 207V206H144ZM160 207V206H159ZM47 208V207H46ZM81 208V207H80ZM86 208V207H85ZM95 208V207H94ZM125 208V207H124ZM154 208V207H153ZM72 209H74V208H72ZM90 209H92V208H90ZM100 209H102L101 207H100ZM122 209H123V207H122ZM134 209V208H133ZM137 209V208H136ZM148 209V208H147ZM147 209H145V211H147ZM156 209V208H155ZM75 211L73 212L74 214V217H77V218H75L76 220H78L79 222H80V224L82 225V227L83 226H85V225H88V223H90V222H93V220L91 221V217H90V219H89V221L87 220V218L89 217V216H94V217H96V220H99V219H97V217L98 218H100V216H101V213H99L98 211V208H97V210L98 211H96V210H90V211H87V212H81V210L79 209V208H75L74 209ZM112 210V209H111ZM124 210V209H123ZM128 210V209H127ZM108 211V210H107ZM107 211L105 210V212L107 213ZM156 211V210H155ZM113 212V211H112ZM122 212V211H121ZM136 212V211H135ZM148 212V211H147ZM67 213V212H66ZM83 213V214H82ZM116 213H117V211H116ZM125 213V212H124ZM127 213H128V211H127ZM126 213V214H127ZM132 213H134V211H132ZM151 215L153 216V212H152V210H151ZM222 213V212H221ZM118 214H119V210H118ZM126 214H125V216H126ZM161 214V213H160ZM55 215V214H54ZM63 215V214H62ZM72 215V214H71ZM110 215V214H109ZM114 215V214H113ZM129 215V214H128ZM127 215V216H128ZM131 215V214H130ZM147 215V214H146ZM212 215H214V214H212ZM67 216V215H66ZM65 215H63V217H60L59 218V221H58V223L56 224V226H55V228H57V229H59V234H60V237H62V235H63V237H66V241H67V236H65L64 234H66L67 232L69 233V230H70V233L72 232V225L71 224H73V223H71L70 225V228L68 227V229H67V232L65 231V229L67 228V226L69 225V223H70V221L67 219L68 217H66ZM103 216H104V214H103ZM108 216V215H107ZM111 216V215H110ZM115 216H117L116 214H115ZM127 216H126V220H129V218L127 219ZM132 216H133V214H132ZM132 216H130V218L132 217ZM138 216V215H137ZM144 216H145V212H144ZM149 216V215H148ZM218 216V215H217ZM104 217H106V216H104ZM113 217V216H112ZM111 217V218H112ZM157 217V216H156ZM161 217V216H160ZM182 217H183V215H182ZM102 218V217H101ZM110 218V217H109ZM138 218V217H137ZM148 219L150 218V217H147ZM146 218V219H147ZM84 219H86L87 220V224H86V220H85V223H84ZM115 219V218H114ZM122 219H124V218H122ZM132 219V218H131ZM141 219H143V221H144V219L145 218H141ZM147 219V220H148ZM151 219V218H150ZM156 219V218H155ZM212 219V221L209 223L208 222V224L207 225H214V226H216L215 225V222L213 221V218H211ZM216 218H214V220H215ZM82 220H83V223H82ZM107 220V219H106ZM120 220V219H119ZM139 220V219H138ZM218 220V219H217ZM216 220V221H217ZM219 220H220V218H219ZM56 221V220H55ZM69 221V222H68ZM140 222H142L141 220H139ZM95 222V221H94ZM98 222V221H97ZM97 222H95V223H97ZM103 222V221H102ZM112 222H113V219H112ZM138 222V221H137ZM159 222H160V219H159ZM180 222H181V220H180ZM212 222H213V224H212ZM226 222V221H225ZM225 222H224V224H225ZM99 223L101 224V222L99 221ZM104 223V222H103ZM102 223V224H103ZM133 223H135V222H133ZM171 223V222H170ZM183 223V222H182ZM200 223V222H199ZM199 223H198V226H199ZM124 224V223H123ZM127 224V223H126ZM129 224V223H128ZM146 224H148V222H146ZM173 224V223H172ZM205 224H206V222H205ZM221 224L223 225V221L221 222ZM74 225H77V223L75 224L74 223ZM112 225V224H111ZM121 225V224H120ZM125 225V224H124ZM145 225V224H144ZM152 225V224H151ZM166 225V224H165ZM170 225V224H169ZM194 225H196V223L194 224ZM200 225H202V227H204V226H206V225H203V223L202 224H200ZM93 226V225H92ZM136 226V228H137V223L136 224H134V226L133 227H135ZM141 226V225H140ZM161 226V225H160ZM213 226V227H214ZM219 226H221V225H219ZM73 227H75L74 229H77L78 227L77 226H73ZM77 227V228H76ZM85 227H87V226H85ZM110 227V226H109ZM132 227V226H131ZM131 227H130V229H131ZM147 227H148V225H147ZM149 227H151V226H149ZM163 228H162V231L164 232V233H166L167 234V237H169V235H170V232H169V235H168V231H169V228L167 227V226H162ZM184 227V226H183ZM217 227H218V224H217ZM224 228V226H221V227H219V228H221V230L223 231V230H226L227 229V225H225V228ZM91 228V227H90ZM127 228V227H126ZM144 229V227H143V225L141 226V229ZM146 228V227H145ZM151 228H153V225H152V227ZM160 228V227H159ZM158 228V229H159ZM206 228V227H205ZM235 228V227H234ZM79 229V228H78ZM89 229V228H88ZM93 229V228H92ZM103 229V228H102ZM118 229H119V225H118ZM128 229H129V227H128ZM138 229V228H137ZM198 229V228H197ZM200 229H202V228H200ZM213 229V228H212ZM232 229V228H231ZM237 229V228H236ZM235 229V230H236ZM133 230H134V228H133ZM138 230H140V229H138ZM155 230V229H154ZM174 230V229H173ZM199 230V229H198ZM208 230V229H207ZM229 230H230V228H229ZM235 230H233V231H235ZM242 230V229H241ZM262 230V229H261ZM148 231V230H147ZM151 231V230H150ZM176 231H177V228H176ZM194 231H196V230H194ZM194 231H193V233H194ZM206 231V230H205ZM205 231L203 232V230H201V232L199 231V233H205ZM210 231H212L211 229L208 231V232H210ZM216 231H217V229H216ZM232 231V230H231ZM53 232V231H52ZM66 232V233H65ZM131 232V231H130ZM136 232H137V230H136ZM160 232H161V228H160ZM159 232V233H160ZM172 232V231H171ZM218 232H219V229H218ZM221 232V231H220ZM238 232H239V230H238ZM246 232V231H245ZM72 233H75V234H77L76 233V230L74 231L73 230V232ZM71 233V234H72ZM174 233H175V230H174ZM181 237H182V239L183 238H189V237H187V235H186V233H185V231L184 230H182V229H180V233H179V231L177 232ZM206 233H207V231H206ZM211 233V232H210ZM209 233V234H210ZM212 233L213 234H215V230H214V232L212 231ZM242 233V232H241ZM257 233H259V231L257 232ZM71 234H70V236H71ZM75 234H73V236L75 235ZM78 234H79V232H78ZM143 234V233H142ZM150 234V233H149ZM158 234V233H157ZM196 234V233H195ZM198 234V233H197ZM208 234V235H209ZM217 234V233H216ZM220 233H218L217 235H216V238H218L217 236L219 235ZM224 234V233H223ZM68 235V234H67ZM105 235V234H104ZM141 235V234H140ZM175 235H176V233H175ZM212 235V234H211ZM221 235V234H220ZM227 235V234H226ZM232 236H233V232H232V234H231ZM235 235V234H234ZM240 235V234H239ZM160 236V235H159ZM173 236V235H172ZM176 236H178V235H176ZM207 236V235H206ZM238 236V235H237ZM253 236V235H252ZM264 236V235H263ZM72 237V236H71ZM70 237V238H71ZM78 237V236H77ZM80 237V236H79ZM87 237H88V235H87ZM139 237V236H138ZM181 237H179V238H181ZM192 237H194L195 238V236H192ZM196 237H197V235H196ZM213 237H215V236H212V238ZM227 237H231V236H228L227 235ZM235 237H236V235H235ZM257 237V236H256ZM75 238H76V235H75ZM198 238H199V236H198ZM206 238H209V237H206ZM223 238V237H222ZM232 238V237H231ZM234 238V237H233ZM260 238V237H259ZM262 238V237H261ZM68 239H69V237H68ZM78 239V238H77ZM135 239V238H134ZM165 239H166V237H165ZM168 239H170V238H168ZM167 239V240H168ZM196 239V238H195ZM200 239H202V241H204L205 242V240L206 239H204L203 240V238H201L200 237ZM200 239H199V242H201V243H204V242H202V241H200ZM210 239H211V236H210ZM214 239V238H213ZM213 239H211V240H213ZM224 240H225V238H223ZM230 239V238H229ZM239 239V238H238ZM62 240V239H61ZM71 240V239H70ZM80 240V239H79ZM190 240H192V239H190ZM211 240H209V242L211 241ZM218 240H219V238H218ZM221 240V239H220ZM74 241V240H73ZM86 241V240H85ZM102 241V240H101ZM165 241V240H164ZM170 241V243H171V241H172V239L171 240H169ZM169 241H168V244H167V246L169 245ZM177 241H178V239H177ZM181 241V240H180ZM195 241H197V239L195 240ZM233 241H234V239H233ZM240 241V240H239ZM239 241H238V243H239ZM242 241V240H241ZM248 241V240H247ZM246 241V242H247ZM105 242V241H104ZM167 242V241H166ZM173 242V241H172ZM187 242V241H186ZM198 242V243H199ZM229 242H230V240H229ZM235 242H236V240H235ZM243 242V241H242ZM259 242V241H258ZM55 243H57V241L55 242ZM78 243V242H77ZM81 243H83V248H84V242L81 240ZM107 243V242H106ZM150 243V242H149ZM157 243V242H156ZM177 243V242H176ZM180 243V242H179ZM179 243H177V245H176V247L177 246H179ZM181 243H182V241H181ZM180 243V244H181ZM189 245H191L192 244V247H193V245L195 244L194 242H191L190 243V241H189V239H188V242H187ZM186 243V244H187ZM207 245H208V243L207 242H205ZM226 243V242H225ZM249 243V242H248ZM158 244V243H157ZM185 244V245H186ZM197 244V243H196ZM205 244V245H206ZM224 244V243H223ZM227 244V243H226ZM230 244V243H229ZM7 245V244H6ZM75 245V244H74ZM76 245H78V244H76ZM97 245V244H96ZM183 245H184V243L183 244H181V246L183 247ZM185 245H184V247H185ZM206 245V247H209L210 248V246H212L213 248H214V246L216 245L215 244V242H214V245H213V241H212V244L210 243V246H207ZM221 245H222V243H221ZM230 245H232V244H230ZM255 245H257V244H255ZM262 248L260 249V250H264V242H261L260 244H259ZM91 246H95V242H94V244L93 245H91ZM98 246V245H97ZM127 246V245H126ZM148 246V245H147ZM173 246H174V244H173ZM188 246V245H187ZM195 246V245H194ZM226 246V245H225ZM234 246V245H233ZM253 246V245H252ZM259 246V247H260ZM93 247H89V249H87V250H92V249H94ZM171 247H172V245H171ZM192 247H190V248H192ZM196 247H197V245H196ZM196 247L195 248H192V249H196ZM257 247V246H256ZM5 248V247H4ZM27 248H28V246H27ZM26 248V249H27ZM92 248V249H91ZM180 248V247H179ZM186 248V247H185ZM188 248V247H187ZM190 248H188V249H190ZM213 248H211L210 249V253H211V251H212V253H213V250H215V249H213ZM227 248H228V245H227ZM175 249V248H174ZM200 249H201V247H200ZM219 249V251H221L222 250V247H221V250H220V248H218ZM218 249H217V251L216 252H218ZM84 250V249H83ZM87 250H86V252H87ZM95 250V249H94ZM94 250H92V251H94ZM170 250V249H169ZM172 250V249H171ZM197 250V249H196ZM223 250H225V249H223ZM97 251V250H96ZM182 251V250H181ZM200 252H201V250H199ZM226 252H227V250H225ZM224 251V252H225ZM90 252V251H89ZM97 252H99V251H97ZM194 252V251H193ZM197 252V251H196ZM209 253V251L208 250H205V253ZM215 252V253H216ZM198 253V252H197ZM204 253V254H205ZM228 254H227V256L229 255V252H227ZM231 253V252H230ZM233 253H235V252H233ZM233 253H231V255H230V257L232 258V257H234L233 256ZM239 253V252H238ZM247 253V252H246ZM246 253H244V254H246ZM250 253V252H249ZM249 253H248V256H250L249 255ZM141 254V253H140ZM185 254V253H184ZM221 254V253H220ZM219 254V257H223V256H221ZM250 254H252V252L250 253ZM260 254V253H259ZM258 254V255H259ZM123 255V254H122ZM151 255V254H150ZM200 255V254H199ZM202 255V254H201ZM211 255V254H210ZM218 255V254H217ZM223 255H226V253H224ZM253 255H254V253H253ZM172 256V255H171ZM247 257V256H246ZM255 257H256V255H255ZM146 258V257H145ZM197 258V257H196ZM199 258V257H198ZM223 258H228V257H223ZM243 258H244V256H243ZM258 258H260L259 256H257V258L256 259H258ZM2 259V258H1ZM255 259V258H254ZM253 259V260H254ZM112 260V259H111ZM225 260V259H224ZM234 260H236V259H234ZM245 260H246V258H245ZM251 260H252V258H251ZM259 260V259H258ZM222 263V262H221ZM220 263V264H221ZM256 263H258L257 261H256Z\"/></svg>", "mask_w": 264, "mask_h": 264}, {"label": "built area", "instance_id": "obj_3", "mask_svg": "<svg viewBox=\"0 0 264 264\" xmlns=\"http://www.w3.org/2000/svg\"><path fill=\"white\" fill-rule=\"evenodd\" d=\"M122 46L124 47L123 50L125 51L128 44L123 43ZM174 77H175V75L170 76V72L161 69V71L157 72L155 75H153L151 77V79L149 81V87L153 91H156V92L161 93V94H165L166 91H168L169 88L171 87L172 82H173L172 80L174 79ZM174 90L180 96H186L190 92V90L188 88L182 86L180 83H177L174 85ZM164 123L169 124L170 120L165 119ZM46 231H47L46 226L45 225H42V226L38 225V222L36 219L35 227L29 233L32 234L33 238L37 239V238H41L42 236H44ZM24 241H25V247H24V250H25L28 246V241L25 237H24Z\"/></svg>", "mask_w": 264, "mask_h": 264}, {"label": "crops", "instance_id": "obj_4", "mask_svg": "<svg viewBox=\"0 0 264 264\" xmlns=\"http://www.w3.org/2000/svg\"><path fill=\"white\" fill-rule=\"evenodd\" d=\"M25 223H27V222H25ZM12 240H13V237H10L9 240L7 241V246H8L9 250H11L10 245H11Z\"/></svg>", "mask_w": 264, "mask_h": 264}]
</instances>
